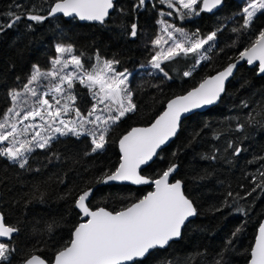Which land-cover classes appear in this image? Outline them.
<instances>
[{"label":"trees","instance_id":"1","mask_svg":"<svg viewBox=\"0 0 264 264\" xmlns=\"http://www.w3.org/2000/svg\"><path fill=\"white\" fill-rule=\"evenodd\" d=\"M53 2L0 0V21L6 25L9 18L4 13L26 14L33 10V6L43 9L39 14L47 15ZM135 2L115 0L116 9L112 10L104 25L57 16L42 24L24 18L14 27L0 31V115L10 105L8 90L19 87L16 77L25 81L33 64L47 69L49 57L55 55L56 43H72L87 55L99 49L102 56L121 60L117 68L119 71L128 70L133 100L137 105L135 112L128 114L110 131L105 149L96 154L85 155L90 151L88 139L62 138L52 148L59 158L53 157L51 152L46 155L37 150L30 160V169H20L0 158V213L5 224L19 228L14 235L17 252L11 264H21L33 253L50 261L53 247L62 246L70 238L73 226L80 221L78 211L73 207L74 197L65 194L70 189L92 186L89 182L103 169L114 170L119 163L117 140L121 135L133 126L149 124L163 110L167 100L185 93L206 76L222 69L249 44L248 34L237 35L231 31L242 23L236 15L244 6L242 0H225L214 15L205 13L183 22L168 18L189 32L199 29L203 36L217 28L222 30L217 32L215 47L207 53L210 59L202 62L192 76L183 77L182 71L187 68L185 62H181L172 65L170 75L174 79L163 80L148 61L154 52L150 42L160 28L156 23L160 18L158 10L167 9L157 4L156 9L149 6L133 13ZM17 4L21 5L20 9L14 7ZM121 8L124 12L120 11ZM132 22L138 25L135 38L127 34L130 28H124ZM29 23H33L34 30L29 31ZM251 27L255 30L264 27V16L254 18ZM77 87L81 93L87 92L79 85ZM241 102H246L249 108H243ZM92 103L87 94L77 99V105L85 112ZM250 111L256 123L248 122L252 119L248 116ZM238 124H244V129L237 131ZM229 142L242 148L240 155L232 154ZM214 152L217 159L205 158ZM261 156H264V75L258 76L256 68L243 64L237 67L226 84V93L218 104L183 119L178 135L143 170V175L155 178L170 163L178 164L173 178L184 181L185 193L198 211L183 230L182 238L165 249L155 250L146 264H215L221 259L219 253L226 239L241 225L243 228L238 237L223 253L221 264H246L248 251L264 216V193L257 189L251 196L239 200V207L244 208L245 213L236 211V205L224 208L222 212L214 213L212 209L222 203L229 190L239 192L240 196L251 191L254 187L251 174L264 164V160H257ZM253 160L256 162L250 163ZM201 176L206 178L201 180ZM150 189V186L97 185L90 206L118 211L142 198ZM38 249L43 251L37 252Z\"/></svg>","mask_w":264,"mask_h":264},{"label":"snow or ice","instance_id":"2","mask_svg":"<svg viewBox=\"0 0 264 264\" xmlns=\"http://www.w3.org/2000/svg\"><path fill=\"white\" fill-rule=\"evenodd\" d=\"M47 2V0H45ZM225 0H136L132 6L133 13L157 4L167 11L158 10L156 23L159 32L151 40L154 49L149 65L163 80H172V65L185 62L187 70L183 77L192 76L202 62L210 58L207 53L215 47L217 32L203 36L199 29L189 32L168 18L181 22L199 17L202 14H216ZM243 7L236 14L241 20L237 27L231 29L237 35H249V44L238 52L234 62L229 63L215 75L206 76L198 86L188 90L184 95L167 100L164 110L156 116L147 127H135L119 140L120 161L113 169H103L84 189H70L65 195L74 197L73 207L78 210L80 221L70 232V238L59 248L53 247V257L49 259L39 254L28 255L21 264H146V260L157 249H165L182 238L183 230L190 223V218L198 215L193 201L186 195L184 181L170 177L176 173L179 165L170 163L155 178L144 176V167L149 166L154 158L159 157L163 146L178 135L185 114L195 109L214 105L226 93V81L233 76L234 69L241 61L256 68L258 75H264V27L253 29L254 18L264 16V0H242ZM17 9L21 5L14 6ZM116 9L115 0H54L47 10V15L39 14L43 9L28 13L9 11L4 13L9 20L5 25L0 21V31L14 27L22 19L35 24H42L58 15L78 18L79 21L94 22L104 25L110 11ZM124 12V9H120ZM259 14V15H258ZM33 23L27 25L29 31ZM130 28L127 34L131 38L138 35V25L132 22L124 26ZM211 42V43H210ZM221 51H223L221 49ZM55 55L49 57V67L42 69L33 64L26 80L18 88L8 90L10 105L0 115V158H4L20 169H30V160L42 151L46 155L52 152L53 145L62 138H74L77 141L88 139L90 156L105 149L110 131L128 114L137 110L133 100L134 92L130 86L127 69L119 71L121 60L102 56L99 49L92 55L79 51L72 43H56ZM232 60V57H229ZM190 62V63H188ZM180 71V69H177ZM87 90L81 93L77 86ZM87 94L93 101L86 112L77 105L78 97ZM247 109L249 105L241 102ZM250 124L256 123L252 112L248 113ZM207 127V125H206ZM238 124L236 130L244 129ZM196 136L199 133L195 134ZM195 139V136L193 137ZM218 138V137H217ZM233 155L242 152L239 146L228 143ZM218 151V150H217ZM175 156V153H173ZM206 159H217L215 152ZM257 160H264V156ZM256 160L250 161L255 163ZM254 187L240 196L239 192L229 190L219 206L212 211L222 212L224 208L236 205V211L245 213L239 207V200L251 196L257 189L264 193V164L251 174ZM206 176H201L203 180ZM112 182H130L133 185H149L152 191L135 200L118 211L105 207L93 209L91 198L97 185ZM241 188L244 185H240ZM231 198V199H229ZM243 225L237 227L226 239L225 246L219 253L221 264L223 253L234 243ZM51 226L49 231H51ZM19 228L7 225L0 214V264H11L17 252L14 234ZM43 251L42 249L36 250ZM247 251V250H246ZM247 264H264V222L258 227L255 242L248 251Z\"/></svg>","mask_w":264,"mask_h":264},{"label":"water","instance_id":"3","mask_svg":"<svg viewBox=\"0 0 264 264\" xmlns=\"http://www.w3.org/2000/svg\"><path fill=\"white\" fill-rule=\"evenodd\" d=\"M111 12H112V10L110 11V13H111ZM58 16H62V15H58ZM64 18H65V19H73V18H71V17H64ZM107 19H108V18H107ZM76 20L79 21L78 18H76ZM79 22H81V23H94V22H87V21H79ZM95 24H98V23H95ZM234 61H235V59H234L233 61H231V62H234ZM231 62H230V63H231ZM228 64H229V63H228ZM228 64H227V65H228ZM243 64H245V65H246L247 67H249V68H255L254 66H250V65H248V64H247L246 62H244V61H241L240 63H238V64H237V67H238V66H241V65H243ZM227 65H225L224 67H226ZM224 67H223V68H224ZM237 67L234 69L233 75H234V73H235ZM223 68H222V69H223ZM222 69H220V70H222ZM220 70H219V71H220ZM217 72H218V71H217ZM215 74H216V72L213 73L212 75H215ZM257 75H258V74H257ZM209 76H210V75H209ZM258 76H261V75H258ZM231 78H232V77H230L229 80H230ZM229 80L226 81V84L229 82ZM201 81H202V80H201ZM201 81H200V82H201ZM200 82H199V83H200ZM199 83H198V84H199ZM198 84H197L196 86H198ZM196 86H195V87H196ZM193 88H194V87H193ZM191 89H192V88H191ZM191 89H189V90H191ZM186 92H187V91H186ZM186 92H185V93H186ZM185 93L180 94V95H184ZM222 95H223V94H222ZM176 96H178V95H176ZM173 97H175V96H173ZM173 97H172V98H173ZM170 99H171V98H170ZM218 102H219V101H218ZM218 102L215 103L214 105L205 106V107H203V108H201V109H195V110L191 111L190 113L185 114V118L188 117V116H190V115L193 114V113L206 111L207 109H209V108H211V107L217 105ZM165 104H166V103H165ZM163 110H164V108H163ZM163 110H162V111H163ZM162 111H161V112H162ZM161 112H160V113H161ZM160 113H159V114H160ZM159 114H158V115H159ZM158 115H157V116H158ZM155 118H156V117H155ZM155 118H154V119H155ZM185 118H184V119H185ZM154 119H153V121H154ZM153 121H151L149 124L144 125V126H140V125H139V126H133V127H131L128 131H130L132 128H135V127H147V126H149ZM128 131H127V132H128ZM127 132H125L124 134H126ZM124 134H123V135H124ZM123 135H121V136L119 137V139L117 140V149H118V153H119V161H120L119 140H120V138H121ZM174 138H175V137H174ZM174 138H172V139L167 143V145H168V144H169ZM167 145H166V146H167ZM166 146H163V148L166 147ZM158 151H160V150H158ZM154 159H155V158H154ZM150 163H152V162H150ZM118 164H119V163H118ZM146 167H147V166H146ZM146 167H144V168H146ZM176 172H177V171H176ZM174 175H175V173H174ZM174 175H173L172 177H170V180H173V181H174V180L177 179V178H173ZM144 176H145V175H144ZM146 177H147V176H146ZM110 184L131 185V186H135V187L149 186V185H133V184H131L130 182H112V183H110ZM106 185H109V184H106ZM98 186H100V185H98ZM150 187H151V186H150ZM150 191H152V187H151V189H150L148 192H150ZM148 192H147V193H148ZM147 193H146V194H147ZM146 194H145V195H146ZM76 210H77V209H76ZM77 211H78V210H77ZM0 214H1V213H0ZM79 219H80V218H79ZM192 219H194V217L190 218V220H192ZM261 222H264V216H263V218L261 219L260 223H261ZM260 223H259V224H260ZM258 227H259V225H258ZM258 227H257V230H256L255 237H256V235H257V233H258ZM16 234H17V233H16ZM16 234H14V235H16ZM255 237H254V240H253L252 245H253L254 242H255ZM252 245H251V246H252ZM249 258H250V257H249ZM246 264H247V262H246Z\"/></svg>","mask_w":264,"mask_h":264}]
</instances>
